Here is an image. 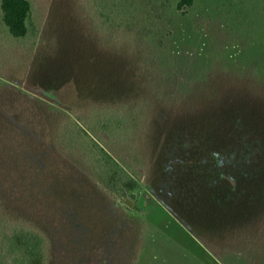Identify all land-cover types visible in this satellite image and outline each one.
Returning a JSON list of instances; mask_svg holds the SVG:
<instances>
[{"label": "rangeland", "instance_id": "1", "mask_svg": "<svg viewBox=\"0 0 264 264\" xmlns=\"http://www.w3.org/2000/svg\"><path fill=\"white\" fill-rule=\"evenodd\" d=\"M29 1L16 39L0 0L1 225L48 264H264V0Z\"/></svg>", "mask_w": 264, "mask_h": 264}, {"label": "trees", "instance_id": "2", "mask_svg": "<svg viewBox=\"0 0 264 264\" xmlns=\"http://www.w3.org/2000/svg\"><path fill=\"white\" fill-rule=\"evenodd\" d=\"M194 0H180L179 10L190 8ZM2 20L11 36L16 39L27 37L34 27L32 4L29 0H1ZM109 161L112 157L106 155ZM124 187L116 190V195L128 203V195L137 187L131 178L124 181ZM48 247L45 237L31 229L22 227L7 228L0 221V264H48Z\"/></svg>", "mask_w": 264, "mask_h": 264}]
</instances>
